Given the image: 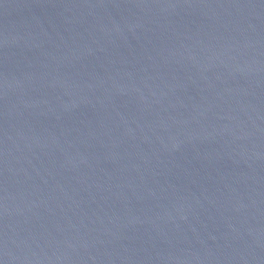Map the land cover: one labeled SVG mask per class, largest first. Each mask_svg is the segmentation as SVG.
Returning a JSON list of instances; mask_svg holds the SVG:
<instances>
[{
  "label": "water",
  "instance_id": "1",
  "mask_svg": "<svg viewBox=\"0 0 264 264\" xmlns=\"http://www.w3.org/2000/svg\"><path fill=\"white\" fill-rule=\"evenodd\" d=\"M0 264H264V0H0Z\"/></svg>",
  "mask_w": 264,
  "mask_h": 264
}]
</instances>
